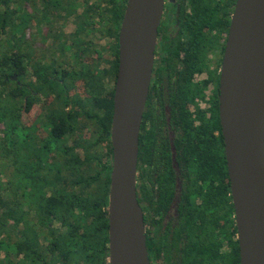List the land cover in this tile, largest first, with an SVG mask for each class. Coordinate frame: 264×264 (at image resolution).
Segmentation results:
<instances>
[{
  "label": "trees",
  "instance_id": "16d2710c",
  "mask_svg": "<svg viewBox=\"0 0 264 264\" xmlns=\"http://www.w3.org/2000/svg\"><path fill=\"white\" fill-rule=\"evenodd\" d=\"M125 5L0 0V264H108ZM212 125L220 130L217 114ZM222 170L226 176L224 160ZM150 246L146 238L149 260Z\"/></svg>",
  "mask_w": 264,
  "mask_h": 264
},
{
  "label": "flooded vegetation",
  "instance_id": "af4514ba",
  "mask_svg": "<svg viewBox=\"0 0 264 264\" xmlns=\"http://www.w3.org/2000/svg\"><path fill=\"white\" fill-rule=\"evenodd\" d=\"M236 3L163 0L136 159V198L151 244L150 264H239L219 119L222 63ZM216 114L220 130L212 125Z\"/></svg>",
  "mask_w": 264,
  "mask_h": 264
},
{
  "label": "water",
  "instance_id": "95a60500",
  "mask_svg": "<svg viewBox=\"0 0 264 264\" xmlns=\"http://www.w3.org/2000/svg\"><path fill=\"white\" fill-rule=\"evenodd\" d=\"M163 0H126L110 128L108 264H150L136 198L139 125ZM219 119L239 264H264V0H237L222 63Z\"/></svg>",
  "mask_w": 264,
  "mask_h": 264
}]
</instances>
